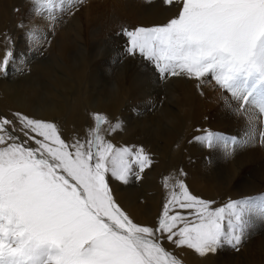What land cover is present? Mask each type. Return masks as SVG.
<instances>
[{
	"label": "snow or ice",
	"instance_id": "1",
	"mask_svg": "<svg viewBox=\"0 0 264 264\" xmlns=\"http://www.w3.org/2000/svg\"><path fill=\"white\" fill-rule=\"evenodd\" d=\"M163 2L177 10L173 17L123 29L124 53L142 57L160 80L210 78L240 110L264 114V0ZM82 3L32 0L34 13L51 21ZM29 37L39 39V30ZM16 60L6 50L0 75ZM94 119L91 139L69 144L53 122L19 112L0 116V264H181L162 241L203 257L226 246L239 251L264 227V195L213 207L182 180L155 227L133 222L114 199L109 177L124 184L139 180L152 159L142 147L106 142L100 135L105 117ZM120 127L118 121L111 131ZM197 139L209 148L229 143L211 133Z\"/></svg>",
	"mask_w": 264,
	"mask_h": 264
},
{
	"label": "bare ground",
	"instance_id": "2",
	"mask_svg": "<svg viewBox=\"0 0 264 264\" xmlns=\"http://www.w3.org/2000/svg\"><path fill=\"white\" fill-rule=\"evenodd\" d=\"M97 1L83 0L51 21L34 13L32 0H0V33L14 17L12 7L20 3L22 8L21 20L11 22L17 60L8 70L10 75L0 77V113L13 118L19 112L53 122L62 139L73 144L88 140L93 112L104 110L113 122L121 123L107 135L108 127L112 128V122L108 123L105 141L117 147H142L152 159L154 189L163 181L170 186L182 180L199 198H219L221 204L213 202V207L251 196L239 181L251 171L264 177V114H253L251 109L243 112L210 78L202 82L170 77L162 81L164 101L157 91L161 80L142 57L128 62L124 54L114 64L112 55L115 48L124 47L118 35L123 29L163 24L177 10L159 0H112L115 16L105 18L108 4L100 6ZM33 28L39 30V39L30 40ZM205 127L211 134H226L229 143L209 148L197 139L204 136ZM249 137L252 142L244 143ZM109 184L114 199L133 222L156 226L160 212L156 208L144 214L143 204L135 206L138 194L133 186L111 177ZM156 195L163 196L160 191ZM162 244L181 264H264V227L252 232L239 251L226 246L201 257L167 240Z\"/></svg>",
	"mask_w": 264,
	"mask_h": 264
},
{
	"label": "rangeland",
	"instance_id": "3",
	"mask_svg": "<svg viewBox=\"0 0 264 264\" xmlns=\"http://www.w3.org/2000/svg\"><path fill=\"white\" fill-rule=\"evenodd\" d=\"M111 1L112 0H108L107 2H105V1H103V0H98L97 2H100L101 4H99L100 6L102 5V4H104V3H106V4H108L107 5V8L109 9V10H106L105 11V13H104V15H105V18H107V15L109 16V17H111V18H113L115 15V7H114V5H112L111 4ZM160 2L161 1H163V0H159ZM123 3V2H122ZM19 4V5H18ZM17 5H15V6H13L12 7V9H11V17L12 16H14V17H12L11 18V21H8V22H6V25H7V27H6V25H4L5 27V29H3V31L0 33V58H2L3 57V55H4V53H5V51L6 50H13L14 51V33H13V26H12V24H11V22H16V20L17 21H19V20H21V18H22V8L20 9V7H21V4L20 3H18ZM155 4H156V2H155ZM166 5V4H165ZM15 10V11H14ZM108 13V14H107ZM8 23V24H7ZM121 23V22H120ZM123 23H125L124 21H123ZM12 26V27H11ZM7 29V30H6ZM3 33V34H2ZM12 35V36H11ZM4 36V37H3ZM2 39V40H1ZM121 39H122V41H123V45L125 46V43H126V37H124L123 35L121 36ZM11 40V41H10ZM2 41V42H1ZM6 41V42H5ZM118 48H115V50L113 51V55H112V57L113 58H116L115 60H114V64H116V62L118 63V61L119 60H121V56H124V54L125 53H121V51L124 49V47L121 49V50H117ZM122 54V55H121ZM119 55V56H118ZM125 57H126V59L128 60V62H132V61H130V60H133V57H131V56H128V55H125ZM129 58V59H128ZM141 59H143V58H141ZM118 60V61H117ZM126 60V61H127ZM143 61V60H142ZM123 62V61H122ZM138 66H139V64H137ZM115 66V65H114ZM149 66H151V65H149ZM117 67V65L115 66V68ZM142 67V66H141ZM140 68V67H139ZM117 69V68H116ZM151 70V69H150ZM10 74H7L6 76H9ZM157 76V75H156ZM0 77H1V75H0ZM31 77H32V75H31ZM27 78H29V77H27ZM26 78V79H27ZM170 79V78H169ZM169 79H167V81L169 80ZM157 80H160L159 79V77L157 76ZM162 81H166V80H161V82H159V85H158V87H157V91L160 93V96L163 98V100L164 101H166L167 100V98L163 95V93H165V90H162L163 89V86H162ZM44 82H46V78H45V80H44ZM196 85H197V83H195L194 84V86L196 87ZM44 90L42 89V92H43ZM164 96V97H163ZM1 92H0V100H1ZM46 103H48V98L46 99ZM44 103L45 104V101H35V103ZM59 103L60 104H62L63 105V101L62 102H60L59 101ZM152 109H155V108H153V106H152ZM87 112V111H86ZM89 112V111H88ZM97 114H99V115H102V116H104L105 117V120H106V123H104V124H102L101 125V130H100V135L101 136H105V129H106V127L110 124V122H112V126L115 124V122H113L112 121V118L111 117H109L108 116V114H106L105 113V111L104 110H95L94 112H93V114H92V118L93 119H91V121H92V127H91V131L90 132H92V130L94 129V127H95V119H94V117H95V115H97ZM0 116H4V117H8L9 119H12V117L11 116H9L8 114H3V113H0ZM109 123V124H108ZM264 130V129H263ZM109 132H111V129L108 127V129H107V131H106V133H107V135H112V134H109ZM204 132V133H203ZM211 132L208 130L207 131V127H205L204 128V130L202 131V135H207V134H210ZM263 133H264V131H263ZM89 138L88 139H91V133H89ZM103 136V137H104ZM222 136H225V137H227L226 136V134H222ZM106 139H107V136H106ZM108 141L107 142H109V139H107ZM181 141H183V139H182V137H181V140H180V142ZM80 142H82V141H80ZM232 142V141H231ZM179 144V143H178ZM114 145V147H117V145L116 144H113ZM32 146L33 147H35V145L34 144H32ZM152 166H153V164H151V166L149 167V168H147V170L145 169V171L143 172V173H141L140 175H141V179H139V180H136L135 178H132L131 180H130V182L128 183V184H130L131 186H133V188H134V190L136 191V193L138 194V196H137V198L139 199H136L135 200V206H140L141 204H143V205H141L142 207H141V210H142V212L144 213V214H146L147 212H148V214L150 213V209L152 210H154V211H156V208H157V211L158 212H160V215L162 214V211H163V206H164V204L167 202V199L169 198V195H170V192H171V190L173 189V186L175 185V184H173V185H168L167 183H165L164 181L163 182H161L160 183V187H158L157 189H154L153 188V183H152V181H151V177H150V173H151V168H152ZM134 171H138V169H135ZM147 172V173H146ZM261 173V172H260ZM252 174V175H251ZM256 174V175H255ZM259 173H257L256 171L255 172H253V171H251V173L249 172L245 177H242L241 178V181H239L240 183H242V185H244V190L243 191H245V193L246 192H248V193H253L251 196H249V197H254V194L255 193H257V194H255V196H260V195H264V177L263 176H261L260 174V176L258 175ZM244 176V175H243ZM246 180H245V179ZM258 178V179H257ZM260 178V179H259ZM250 179V180H249ZM259 180V181H258ZM150 182V183H149ZM246 182V183H245ZM250 182V183H249ZM259 182V183H258ZM244 183V184H243ZM248 183H249V185H248ZM149 184V185H148ZM258 185V186H257ZM248 186V187H247ZM253 188H252V187ZM138 187H140V188H138ZM167 188V189H166ZM152 189V190H151ZM161 189H162V191H161ZM255 189H256V191H255ZM261 190V191H260ZM159 191H160V193L163 195V196H161V197H159L158 195H156V193L158 194L159 193ZM152 192V193H151ZM259 193V194H258ZM140 197H142L141 198V200H140ZM209 197H210V193H209ZM157 198L159 199V200H157ZM146 199V200H145ZM148 199V200H147ZM219 199V198H218ZM217 198H214V199H212V200H210L211 202H215V203H217L218 205L219 204H221L220 202H221V200L219 199L218 200ZM161 200V201H160ZM140 201H141V203H140ZM147 203V204H146ZM213 206V205H212ZM217 207H221V206H217ZM138 209H139V207H137ZM148 210V211H147ZM143 214V215H144ZM142 215V216H143Z\"/></svg>",
	"mask_w": 264,
	"mask_h": 264
}]
</instances>
